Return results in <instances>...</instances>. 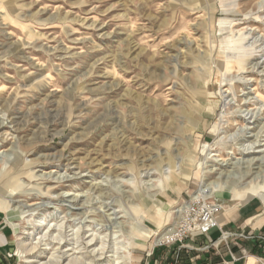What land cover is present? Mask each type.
<instances>
[{
	"label": "rangeland",
	"instance_id": "1",
	"mask_svg": "<svg viewBox=\"0 0 264 264\" xmlns=\"http://www.w3.org/2000/svg\"><path fill=\"white\" fill-rule=\"evenodd\" d=\"M253 89L264 0H0V264H237L182 209L264 202L233 164L264 149Z\"/></svg>",
	"mask_w": 264,
	"mask_h": 264
},
{
	"label": "crops",
	"instance_id": "2",
	"mask_svg": "<svg viewBox=\"0 0 264 264\" xmlns=\"http://www.w3.org/2000/svg\"><path fill=\"white\" fill-rule=\"evenodd\" d=\"M222 198L223 197H221V199ZM248 201L243 202L240 207L234 206L232 208H224L218 214V222L223 229L233 230L234 239L241 243H239V245L238 241H236L235 244L238 246L231 247V250H237L235 254L238 253V251L241 254V252L248 250L255 255L264 256V241L261 238L264 237V202L261 200L257 203L250 200ZM209 233V237L212 240L217 239L219 236V231L217 229H212ZM205 244L206 247H209L211 250V254L213 253L215 256L218 254L220 256L224 255L226 259L228 258L227 248L223 243H221L222 253L220 250L213 251L216 247L215 245L209 244L208 241H206ZM237 262V264H243V260Z\"/></svg>",
	"mask_w": 264,
	"mask_h": 264
},
{
	"label": "bare ground",
	"instance_id": "3",
	"mask_svg": "<svg viewBox=\"0 0 264 264\" xmlns=\"http://www.w3.org/2000/svg\"><path fill=\"white\" fill-rule=\"evenodd\" d=\"M253 91H254V89H253ZM254 93H255V98L257 99H259L260 100V102H263L264 103V100L258 95V93H256V91H254ZM249 109V108H248ZM246 112V111H245ZM256 113V112H255ZM251 114V113H250ZM255 117V115L252 113L251 114V116H250V118L252 119V118H254ZM249 119V118H248ZM249 122V121H248ZM251 123V122H250ZM253 123V122H252ZM264 127V125L262 126V128ZM247 129H250V128H248V127H246V128H244V126L239 130V132L241 131V130H247ZM256 131V130H255ZM259 132V131H258ZM220 133V132H219ZM242 133V132H241ZM246 133H249V132H246ZM240 135V134H239ZM252 135V134H251ZM254 135V134H253ZM256 136L258 137V135H255V139L253 140L252 139V141H249L248 142V144L247 145H245V143H243V142H238V144H239V147L240 148H238V150H240L239 151V154L241 155L240 156V158H237V162H234L233 164L235 165V164H240L241 165V169H243V171L241 170V172H240V174H241V176H239V179H243L244 178V176H246V174L248 173V168H251V167H255L257 170L254 172V176H253V178L251 179V182H253V184L252 185H246V186H244V187H242V188H240V189H238V191L240 192V191H244V190H248V194H251V193H255V192H257V190H259V189H263L264 188V182H263V180H258L259 179V177H262L263 178V175H264V169H263V167H264V149L262 148H260L261 146L263 147V144H260L259 143V141L260 140H257L256 139ZM244 139V138H243ZM259 139V138H258ZM241 139L240 138H238V141H240ZM256 154H258V155H256ZM219 160H221V159H219ZM215 161V160H214ZM220 164V163H219ZM225 164H227V163H225ZM228 165V164H227ZM255 165H257V166H255ZM232 167H233V165H232ZM238 167V166H237ZM20 169V168H19ZM214 170H216V169H214ZM209 171V170H208ZM218 175H220L223 179H224V181L223 180H219V177L216 179V180H214V181H211V182H209V183H206L205 184V188L204 189H201L200 191L202 192V191H204V190H220V189H222V188H224V186H222V184L223 183H225L226 184V182L229 180V178L231 177V175L233 176V170L232 171H227V172H225V171H223V173H222V171H221V173H219ZM261 178V179H262ZM232 190V189H231ZM232 193H233V190H232ZM254 195V194H253ZM179 212H181V211H179ZM182 212H183V209H182ZM57 227V226H56ZM176 227H177V224H176V226L175 227H173V229H169V231L167 232V234L165 233V236H172V235H174V234H176L177 233V230H176ZM65 232V231H64ZM96 238L92 235L91 236V238L88 240V241H86V242H84V247H82V249H87L89 246H92L93 244H95L96 242H93V240H95ZM171 239V238H170ZM58 241V240H57ZM61 240H59L58 242H57V245L59 246L60 245V242ZM65 242H66V240H64V242L62 243V245L63 244H65ZM67 243V242H66ZM106 243V242H105ZM54 244H56V243H54ZM104 245V244H103ZM37 246V245H36ZM104 247V246H103ZM103 247H99L98 249H96V247H93L92 249H90V250H86L85 252H88V254H92L91 255V259H92V262H94V261H98V260H102V259H105V255L104 254H106L105 252H104V250H106L105 248H103ZM27 248L28 247H25L24 249L27 251V253H29V252H31L34 248H35V246H32L31 245V247L29 246V248L30 249H28L27 250ZM107 248V247H106ZM56 249V248H55ZM71 249H68V248H66V250L64 249V250H60V251H56V252H58L59 254H60V258H65L66 256H68V251H70ZM97 250V252H95ZM79 252V251H78ZM94 252L96 253V254H94ZM37 253V252H36ZM33 254H34V252H33ZM73 254V253H72ZM35 255V254H34ZM83 257H84V255H82ZM249 256H251L252 258H253V261H254V263L256 264V259H255V257L254 256H252V255H248L247 256V258L246 259H248L249 258ZM56 257V256H55ZM53 258V257H52ZM90 259V260H91ZM250 259V258H249ZM252 261V260H251ZM250 260L247 262V264H252V262H251ZM89 262V261H88ZM91 264V263H90Z\"/></svg>",
	"mask_w": 264,
	"mask_h": 264
},
{
	"label": "built area",
	"instance_id": "4",
	"mask_svg": "<svg viewBox=\"0 0 264 264\" xmlns=\"http://www.w3.org/2000/svg\"><path fill=\"white\" fill-rule=\"evenodd\" d=\"M222 210V206L216 202H210L207 199H199L195 203H190L184 206L183 212L184 215L188 218L185 220L187 222V228L190 229L193 227L196 230L197 235H204L207 237L209 244H216L212 239L209 238L208 234L212 229H218L220 232V238L226 239L230 236H233L234 233H229L224 231L222 226L218 222V214ZM177 230V229H176ZM178 234L176 233V236ZM176 236L174 238H176ZM171 238V239H174ZM264 241V237H261ZM227 253L231 258V262L235 263L239 260H243L244 264L248 255H252L256 259V264H264V256L255 255L253 253L241 252L240 256H236L231 248L226 244ZM264 252V246H263Z\"/></svg>",
	"mask_w": 264,
	"mask_h": 264
}]
</instances>
